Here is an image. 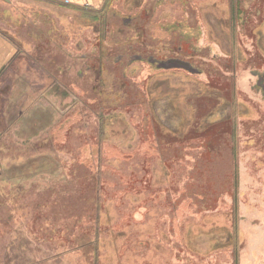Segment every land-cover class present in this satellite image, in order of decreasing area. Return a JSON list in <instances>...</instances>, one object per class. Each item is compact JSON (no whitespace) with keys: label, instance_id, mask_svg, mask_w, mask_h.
<instances>
[{"label":"rangeland","instance_id":"obj_1","mask_svg":"<svg viewBox=\"0 0 264 264\" xmlns=\"http://www.w3.org/2000/svg\"><path fill=\"white\" fill-rule=\"evenodd\" d=\"M153 2L154 0H120L118 7L136 10L143 5L149 7ZM204 2L206 5H216L211 19H215L213 31H216L217 43L235 59L237 44L236 49L232 47L234 23H231V36L230 29L224 23L228 13V0ZM232 5L237 9V5H240L247 14L237 22V31H241L238 43L243 57L235 60V68L229 74L228 71H221L223 68H232L228 67L231 64L229 57L222 52L207 66L210 70L201 76L204 78L200 81L202 85L195 84V78L190 77L193 74L188 75L185 70H170L142 82L146 99L144 105L127 104L116 108V113L113 112L112 105L104 109L105 113H110L105 115L108 118L120 114L115 119L117 123H123L120 126L123 134H133L135 131L143 135L144 125L141 123L135 128L130 121L131 114L139 120L140 113L143 117H149L151 112L163 150L162 154L156 153L150 159V156H144L142 145L138 142L134 150L128 152L133 155L130 158L114 156L108 159V155L106 156L100 225L102 259L99 264H264V101L254 100L255 91L252 87L256 85L258 78L254 79L249 72L256 68L264 70V0H258V3L255 0H232ZM85 9L83 11L76 6L53 1L0 0V30L17 42H22L21 38L26 40L23 44L35 57L34 64L23 59L14 63L0 83L1 127L6 130L7 143L13 145H9L7 150V146L3 149L0 144V192L9 196L8 207L0 210L1 221L8 230L0 238V244L4 246V251L0 248V264H31L35 259L46 260L45 264H93L86 259L93 252L92 249L88 252L87 249H82L80 254H83L86 261L72 254L68 260L50 258V262V254H56L63 248L56 244L55 250H50L47 245H39V241L36 242L30 232H27L28 228L23 230L33 218L37 201L46 204L52 192L53 196H66L62 193L71 187L72 177L69 180L64 164L67 166L74 163L76 155L81 154L79 149L83 144L82 138L85 136L90 140L94 136L97 140L99 137V133H95L96 120L92 118L94 114L86 118L80 113V119L76 114L73 117L72 136L69 137L72 154H64L62 151L57 155L43 153L38 163L31 150L36 143L34 138L39 137L38 144L44 147L48 143L47 133L54 128L55 120L51 119L53 114H57V117L63 115L65 108L73 106L79 100L75 92L64 100L63 86L59 83L52 89L48 88V71H55L62 80L52 63L53 59L64 62L67 52L57 46L52 47L49 27L53 23L62 22L65 31L71 20L76 28L72 34L84 30L91 42H95L98 38L96 28L100 24L97 22L98 18L107 14L105 18L108 17L107 21H110L111 12H107L105 6L99 11ZM97 14L100 15L95 17ZM22 17L27 19L23 23ZM143 20L144 16L137 26L142 25ZM79 23L83 25L78 27ZM132 30L123 35L116 34L117 41L125 42L129 37L131 39L127 43H136L135 32ZM243 34L251 42L249 39L241 40ZM31 42L35 43L34 47L30 46ZM91 47L90 45L87 50H91ZM64 67L67 68L65 63ZM69 73L76 79L73 69ZM58 77L55 78L56 81ZM86 79L85 76L81 82L91 83ZM207 82V93L199 94L200 91L205 92ZM9 87L11 91L14 90V97L7 92L5 95L2 93ZM92 90L90 86L88 92ZM129 90L133 97L137 92L136 100L141 95L137 88H123L122 92L126 94ZM21 96H28L29 102L35 99V104L19 106L16 98ZM224 101L228 103L225 108ZM215 104H218V108H215ZM97 107H91L90 112L96 111ZM37 110L40 111L38 115ZM21 111H25L26 115H21ZM120 116L127 121L118 119ZM6 119L9 121L5 123ZM115 121H107L102 136L105 146H116L118 153L122 149L120 145H127L129 140L121 132L113 134L112 130L117 124L113 125ZM97 127L100 129L101 124L98 123ZM75 129H86L88 135H80ZM69 139L61 141L59 145H67ZM187 145L191 151L186 149ZM15 146L21 150H12ZM206 150L212 151L213 156H207ZM190 153L194 160L189 158L186 165H181L179 155L182 154L180 156L186 160ZM77 171L76 166L73 175ZM82 171L84 172L83 168ZM37 173L38 182L40 180L43 183L51 178L55 181V189L41 191L37 189L40 185L31 188ZM127 179H132L131 191L128 190L131 187L128 188ZM20 184H24V189L17 192ZM157 190L158 193H169V199H155ZM190 191H195V194L204 193L206 199H198L197 196L194 198L193 195L190 198ZM65 206V202H61L57 209ZM139 209H145L143 220L132 217L137 211L143 213ZM178 209L181 210L178 213L190 215H183L181 227L174 219L171 220ZM193 211L196 218L192 217ZM77 212L72 211L73 214ZM95 212L96 209L91 207V213L94 215ZM15 214L20 221L17 225ZM164 217L166 221L162 220ZM75 220L76 218H69V214L57 217V223L70 222L72 228H76ZM93 234L92 229L79 230L68 243L87 246L90 244L88 239H92ZM179 235L180 238L182 235L183 245L178 241ZM142 239H147L146 243L149 244L145 249H138L137 241ZM121 248L124 253L122 257H118L116 252Z\"/></svg>","mask_w":264,"mask_h":264},{"label":"flooded vegetation","instance_id":"obj_2","mask_svg":"<svg viewBox=\"0 0 264 264\" xmlns=\"http://www.w3.org/2000/svg\"><path fill=\"white\" fill-rule=\"evenodd\" d=\"M204 1L209 2L210 0H154V2L149 5V7L143 5L136 10H125L118 7V3L120 2V0H107L104 6L105 8H107V12H111L110 21H107L108 17L105 18L107 14H105L104 16L102 14L98 18L97 22H99L100 24L96 28L98 38L95 40V42H91V38L87 36L88 33L84 30H81L80 33L78 32L76 34H72L73 30H76V28L75 26H73L74 23L71 20L68 22L69 26L65 29V31L62 22H58L61 24L53 23V25L49 27L50 30H48L50 33V42L52 47L57 46L59 49L61 48L63 50H66L67 52L65 54L66 59L64 60V62L55 61V59H53L52 62L59 72L58 75H61L62 80L57 76L55 71H46L47 75L50 77V84L48 88L52 89L55 84L59 83L63 86L61 87L60 85L59 87L63 89L62 97L64 100L69 98L70 95H72V92H75L74 94L79 97V100L73 106L69 105L67 108L64 107L65 109L62 112L63 115H59L57 117V114H53V116H55H52L51 119L52 121L55 120L53 123L54 128L51 132L47 133L48 143L44 147L38 144L39 137L34 138L33 140L36 141V143L34 142L35 144L31 147V150L33 151L34 156L37 157L38 163H40V156L43 153L57 155L60 151H62L64 154H72L73 149L69 137L72 136L70 134L73 129L72 123L75 119L73 118L75 114L78 116L77 118H81L80 113L83 114L86 118L88 115L94 114V117L92 118L94 121L96 120L95 133H99V137L97 138V140L94 136H91L90 140L84 136L82 138L83 144L79 149L81 151V154L76 155L77 159L74 161V163L72 162L67 166L64 164V167H67L69 180L72 177L71 187L67 189L66 192L62 193L66 196H53L52 192L46 204L41 201H37L38 206L34 211L32 220L28 222V225L23 228L24 231H26L25 228H28L27 232H30L32 238L34 237L36 242L39 241V245H47L49 249H52L53 251L56 248V244H59L63 248V250L58 251L56 254L51 253L50 257L48 258L49 261L50 258L52 260H68L70 259V256L72 254L77 255L78 258L81 257L84 261H86L83 257V254H80L82 249H87V252L92 249L93 252L90 254V256H86V259L87 261H92L93 264H99L100 260L102 259V249L100 246V225L103 213L101 211V201L105 186L103 166L106 161L107 155L108 159L114 156L117 158H130L133 155L129 153L134 150L135 144L138 142L140 145H142L144 156H150L151 159L153 155H156V153L162 154L163 147L160 146L159 133L155 128V125H153L151 112L149 113V117H143V114L140 113L141 118L139 120L133 118V114H131L130 121L135 126V128L138 127L141 123L144 125L145 131L143 135L138 134L135 131L133 134H123L120 129V126L123 123H117V120L115 119L117 118L116 116L120 114L110 116L108 118V116L105 115L110 113H105L106 111L104 109H107L112 105V108L114 109L113 112L116 113V108L125 106L127 104L137 103L140 106L144 105V103H146V99L143 94L145 90L142 87V82L154 76H158L160 73L165 74V72L170 70L175 71L178 69H182L187 71L188 75L193 74L190 77L195 78V84H201V79H204L201 78V76L206 75L207 72H209L210 67L207 66H210V63H213V61L216 60L219 53L224 52V54H226V56H228L231 61V64L228 67L232 68H223L221 70L222 72L228 71V74L232 71L233 67L235 68V60L243 55V52L240 51L239 48L240 44L238 43V41L240 40L239 34L241 31L239 29L237 31V22L239 18L247 14V12L243 10L240 5H237V9L232 5V0L231 2L230 0H228L226 9L228 13L225 17L224 23L227 24L228 30L230 29V36L231 23H234L232 47L235 48L237 44V49L235 48L236 53L234 59L227 51H225V49H223L224 47H221V45L217 43V38L215 36L216 31H213V29L215 28V19H211V13H213V9H215L216 5H213L212 3H207L206 5ZM255 1L258 3V0ZM252 5L255 6L256 4ZM76 7L80 10L86 11L85 7ZM102 8L103 6L94 10L99 11ZM99 15L100 14H97L95 17H98ZM143 16L144 20L142 21V25L137 26V24L143 19ZM22 18L23 19L21 20V23L27 20H25L24 17ZM108 23L109 26H107ZM82 25V23H79L78 27H81ZM129 30L135 32V40L137 42L135 43L133 41V43H127V41L131 39L128 37L124 40L125 42H120L119 40V43L117 41L116 34L123 35L125 33H128ZM121 37L126 38L127 36ZM33 38H35L36 40V36H34ZM21 39L22 42L13 40L18 47V57L12 61L9 68L7 70L5 69L6 71H4L0 76V83L3 77L10 70V67H12L17 61L23 59L27 62L29 60L34 64V55L23 44L26 40H24L23 38ZM244 39L249 38L244 35L241 40ZM249 41L251 42V39H249ZM34 45L35 43L33 44L31 42L30 46L34 47ZM90 45L92 46L91 50H87L88 47L90 48ZM85 48L86 50H84ZM168 60H181L189 64H186V68H170L166 67V62ZM64 63L67 65V68L64 67ZM71 69H73V71L75 72L76 79H74L70 75L69 72L71 71ZM249 72L254 77V79L258 78L259 76L264 77L263 68L250 69ZM223 74L227 76L226 73ZM85 76L91 83L85 84L81 82V80L84 79ZM56 77L59 78L57 81L55 80ZM90 86H92L93 90L91 92H88V88ZM123 88H134L135 90L137 88V91L140 90L141 95L136 100L138 95L136 94L137 92L133 97V95L130 93V90V95L129 93L124 94L122 92ZM207 89L208 82L204 87L205 93H207ZM252 90L255 91L254 100H263L262 90L260 92H257V87H255V85L253 86ZM6 92L10 96L14 97V90L11 91V87L7 88L6 90L4 89V92L2 93L5 95ZM35 94L37 93L35 92ZM16 99L17 104L21 107L29 106V104L33 103L35 104V99L29 102L28 96H21L20 98ZM8 101L9 99L7 98V102ZM224 102L226 104V101ZM93 106L98 107L96 108V111L92 110V112H90L91 107ZM215 108H218V105ZM98 109L99 111H97ZM4 110L6 109L4 108ZM24 113L26 114L25 111L20 112L21 115ZM39 113L40 111L37 110V115ZM118 119L127 121L124 117L121 116ZM156 119L160 118L156 117ZM8 121L9 120L6 119L5 123ZM107 121H109L110 123L115 121L113 125L117 123L114 129L112 127L113 134L116 132L118 135V132H121L129 140V142H127V145H120L122 149L118 153H116V146H113L111 144L105 146L104 144V137L102 136V134L105 131L104 128L105 124L108 123ZM98 123L101 124L100 129L97 127ZM1 126H3V123L0 120V144L3 145V149L7 146V149L9 145L10 147H12L13 145L10 142L7 143L8 141L5 140L6 130H4ZM86 129L75 130L77 131L76 133L80 135H83V133L84 135H88V131ZM67 139H69L67 145H59L61 141H66ZM186 149H188V151H191L189 145L186 146ZM12 150L18 152V150L21 149L15 146V148H13ZM90 152L91 154L89 155ZM138 153L139 152H137L136 154L138 155ZM180 155L178 161L181 165H186L189 158H192L194 160L191 153L186 157V160H184V158ZM206 155L213 156L212 151H208ZM76 166L78 168V171L76 175H73V171L75 170ZM82 168L84 169V172L82 171ZM236 177L237 181H239L237 172ZM38 179L39 174L37 173L32 181L31 188H35V185H40V188L37 189H41V191L55 189V181H52L51 178H48L43 183H40V180L38 182ZM126 181L128 183V188L131 187V189L128 190H133L132 179H127ZM78 184H80V186H78ZM23 189L24 184H20L17 192H21V190ZM185 189L181 192L182 196H184L183 194L185 193ZM168 194L169 193H167L166 191L158 193L157 190L154 198H159L162 200L163 198H165V201H167L169 199ZM176 195H178V197H181V195H179L178 193H176ZM188 195L190 198L191 195H193L194 198L197 196L198 199H200L201 197L203 199L205 198L204 193L200 194L198 192V194H195V191H190V194ZM61 202H65V208L57 209V206L60 205ZM3 204L5 205V203ZM91 207H94L96 209L94 215L91 213ZM80 210H83L85 214L83 215V218L81 215H78V212ZM139 210H143V213H138L137 211V214L133 215L132 217L136 220H143L146 213L145 209ZM72 211L78 212L76 214H73ZM178 211L181 212V210L178 209L177 214L175 215V212L174 215L171 216V220L174 219V222L181 227L182 222L184 221L183 215H185V217L190 215H187L185 213H178ZM63 214L76 215L77 218L74 222V226L76 228H72L70 222L67 223L66 221H61L57 223V217ZM15 216L17 225L20 221L18 215L15 214ZM85 216L88 218V220L85 218ZM138 216H140V218H138ZM192 217L196 218L194 216V211ZM80 218L86 221V223H83ZM164 218L162 220L166 221V217ZM1 220L2 216L0 215V238H3L4 234H6L8 230L6 229V224H4ZM85 229H92L94 233L92 235V239H88V242L90 243L89 245L78 246L68 243V241L71 240L72 236L76 234V232ZM146 241L147 239L137 241V248L145 249V247L149 244L146 243ZM159 241L162 242L161 240ZM178 241L181 245L184 244L182 235L181 238L179 235ZM126 245L127 240L125 246ZM150 245L152 248V244ZM2 247L4 246H1L0 244L1 250L4 251V248ZM25 250L28 251V249ZM123 251L124 249L121 248L119 252H116V255L118 257H122L124 253ZM46 262V260L41 261L35 259L33 262H31V264H45Z\"/></svg>","mask_w":264,"mask_h":264},{"label":"crops","instance_id":"obj_3","mask_svg":"<svg viewBox=\"0 0 264 264\" xmlns=\"http://www.w3.org/2000/svg\"><path fill=\"white\" fill-rule=\"evenodd\" d=\"M43 1H47V2L53 1L70 6H82L87 8L98 9L104 6L107 0H43ZM17 57H18V47L15 41H13L11 38L8 37L7 34H5L3 31L0 30V76L3 74L4 71H6L9 68L12 61ZM199 94H205V92L200 91ZM1 95L2 94L0 93V97H2ZM217 105L218 104H215V107ZM226 106L227 104H225L224 108Z\"/></svg>","mask_w":264,"mask_h":264},{"label":"water","instance_id":"obj_4","mask_svg":"<svg viewBox=\"0 0 264 264\" xmlns=\"http://www.w3.org/2000/svg\"><path fill=\"white\" fill-rule=\"evenodd\" d=\"M186 64H189V63L181 61V60H168L166 62V65H167L166 67H170V68H172V67H184V68H186ZM255 87H257V92H260L261 90L263 91L262 97L264 100V77H262V76L258 77V80L256 82Z\"/></svg>","mask_w":264,"mask_h":264},{"label":"trees","instance_id":"obj_5","mask_svg":"<svg viewBox=\"0 0 264 264\" xmlns=\"http://www.w3.org/2000/svg\"><path fill=\"white\" fill-rule=\"evenodd\" d=\"M8 197H9L8 195H5L4 193L0 192V210H1L2 208H5V209H6V208L8 207V205H7V204H9V203H8V200H9ZM3 203H5V205H4ZM78 215H81L82 218H83V215H85V214H84L83 210H80V211L78 212ZM69 216H70V218H72V219L77 218L76 215L73 217L72 214H69ZM82 218H80L81 221H82L83 223H86V221H84ZM85 218L88 220V218H87L86 216H85ZM85 226H86V225H85ZM8 260L10 261V259H8Z\"/></svg>","mask_w":264,"mask_h":264}]
</instances>
